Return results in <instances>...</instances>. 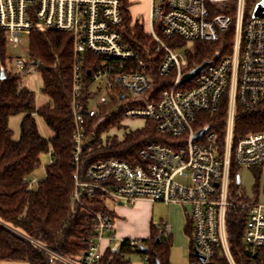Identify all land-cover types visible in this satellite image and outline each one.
<instances>
[{
  "label": "built area",
  "instance_id": "1",
  "mask_svg": "<svg viewBox=\"0 0 264 264\" xmlns=\"http://www.w3.org/2000/svg\"><path fill=\"white\" fill-rule=\"evenodd\" d=\"M258 4L264 7V0H254L251 6L247 0H150L148 35L155 42L153 52H162L157 72L169 78L155 96L148 95L151 76L134 71L142 64L139 55L123 43L121 0H0V28L6 32L8 46L17 48L24 42L22 34L33 28L55 29L72 38L69 106L75 171L71 199L88 213L95 236L77 258L29 240L31 244L63 264H96L107 249L115 247L117 252L126 240L130 252L141 255L147 264L138 239H116L114 217L83 202L98 197L130 207L141 199L188 207L193 248L204 257L202 262L193 255L190 264H209L215 248L228 264H235L227 239L229 208L244 213L243 243L252 250L264 248V202L258 200V193L254 200L246 199L237 186L239 167L264 168V130L249 132L237 141L233 138L237 106L250 110L264 104V16L255 15ZM230 29L231 51L207 60L200 72L181 84L183 76L197 67L187 68L184 46L166 41L216 42ZM10 70L27 76L36 65L15 57ZM225 95L224 141L219 150L215 132L203 124L199 113L214 114ZM116 113L121 115L119 125L102 132L94 145L97 126ZM126 121H141L143 127L129 128ZM147 121L155 123L159 134L176 140L141 148L134 165L107 158L91 163L80 175L81 153L104 147L111 138L121 142ZM201 129L207 132L195 141ZM55 159L52 154L50 164ZM38 182L27 178L25 184L35 190ZM156 229L163 237L171 235L167 223L157 224ZM103 239L108 241L105 249Z\"/></svg>",
  "mask_w": 264,
  "mask_h": 264
},
{
  "label": "trees",
  "instance_id": "2",
  "mask_svg": "<svg viewBox=\"0 0 264 264\" xmlns=\"http://www.w3.org/2000/svg\"><path fill=\"white\" fill-rule=\"evenodd\" d=\"M254 0H247L251 6ZM128 0H121L124 17L123 43L137 53L142 61L134 67L135 72L148 73L153 82L148 95L157 96L166 87L169 78L159 76L157 68L162 52H153L155 42L145 32L142 22L133 19L128 10ZM29 59L36 62L42 88L48 103L35 107V94L22 86L25 76L12 72V57L8 53L6 32L0 28V261L26 262L27 264H63L29 242L33 240L68 258L84 254L95 233L91 219L80 206L72 202L74 188L72 118L70 101V70L72 38L55 29L33 28L28 32ZM170 46H186L188 69L198 67L209 59H220L232 49L231 29L221 34L216 42L187 43L167 40ZM91 59V55L87 54ZM88 71V69H85ZM85 71V72H86ZM3 76V77H2ZM227 96L222 98L217 111L199 113L200 120L215 132L216 146L220 150L224 141V122ZM35 115L43 119L53 133L50 139L42 137L37 129ZM21 116L19 138L13 140L9 128L12 117ZM120 113L111 114L94 131V145L99 135L108 128L118 126ZM90 126L93 122H90ZM197 128H201L200 126ZM264 130V104L245 110L237 106L234 122V141L249 132ZM175 138L161 135L152 121L144 128L125 135L123 141L107 140V145L80 155L79 170L107 158L123 159L131 164L137 162L138 151L148 144H170ZM51 148L55 161L45 166V177L35 190H28L25 181L40 166V157ZM235 171L232 168V173ZM89 208L111 217L114 213L107 201L100 198L83 200ZM227 239L235 264H264V248L250 249L243 243L244 213L229 208L226 213ZM185 232L191 236L190 261L194 260L191 222L187 221ZM148 249L147 264H169L170 236L163 237L151 225L150 236L139 240ZM131 254L126 240L119 251L107 249L96 264H131ZM145 254V253H140ZM141 256V255H140ZM209 264H228L218 248Z\"/></svg>",
  "mask_w": 264,
  "mask_h": 264
},
{
  "label": "rangeland",
  "instance_id": "3",
  "mask_svg": "<svg viewBox=\"0 0 264 264\" xmlns=\"http://www.w3.org/2000/svg\"><path fill=\"white\" fill-rule=\"evenodd\" d=\"M148 0H133L130 1L129 6L135 5L136 3L140 8L145 6L147 8ZM135 13L134 9L131 7L130 14L133 18L143 23L145 32L150 30V26L147 21L146 12H142L139 9ZM24 42L17 48H12L8 46V53L14 59L15 57H20L23 60L29 59L28 49V35L26 33L22 34ZM188 47H183V51L187 50ZM12 62V61H11ZM12 63H10L11 66ZM22 86L31 90L35 94V107L39 109L44 104L48 103V99L41 93L42 81L38 71H34L32 74L27 75L23 78ZM95 89V88H94ZM94 104V99L90 101V105ZM213 115V114H212ZM211 115V116H212ZM21 116H15L9 120V128L13 132V140L19 138V124L21 122ZM35 121L37 129L42 137L45 139H50L53 133L45 125L43 119L35 115ZM125 125L129 128H141L143 123L141 121H126ZM108 128L106 131H108ZM53 151L51 148L48 149L40 157V166L29 176V180L35 179L36 181H41L45 177V166L50 164ZM240 182L237 184L238 189H241L244 196L248 200H254L255 194L258 193V200L264 202V168H248L246 166H241L237 170ZM181 183H187V180L177 179ZM37 183L35 184V186ZM114 202L107 201V207L109 208ZM135 205V204H134ZM152 223H168L171 226V245H170V255L169 264H190V253H191V236L185 232L186 222L189 221L188 217V207L170 204L166 205L161 202H156L154 205V213ZM146 234L141 238H145ZM134 239V238H132ZM115 244V243H114ZM112 243L111 246H114ZM127 259L131 264H144L141 256L136 253H131L127 255Z\"/></svg>",
  "mask_w": 264,
  "mask_h": 264
},
{
  "label": "crops",
  "instance_id": "4",
  "mask_svg": "<svg viewBox=\"0 0 264 264\" xmlns=\"http://www.w3.org/2000/svg\"><path fill=\"white\" fill-rule=\"evenodd\" d=\"M130 1L128 0L129 4ZM131 7L134 9L135 13L140 11L146 12L147 21L150 11V0L147 2V8L143 6L142 8L136 3L135 5H130L128 10L130 12ZM131 15V14H130ZM133 18V17H132ZM135 19V18H133ZM156 202L151 203L148 200L141 199L138 200L134 206L121 205L120 203H114L111 211L114 213V235L116 239H147L150 236V227L153 225L156 228L157 224L152 223L154 205ZM159 224V223H158ZM168 224V223H167ZM171 228V226H170ZM172 229V228H171ZM146 234L145 238H141ZM108 246V241L103 239L101 241L102 249ZM0 264H27L26 262H12V261H0Z\"/></svg>",
  "mask_w": 264,
  "mask_h": 264
},
{
  "label": "water",
  "instance_id": "5",
  "mask_svg": "<svg viewBox=\"0 0 264 264\" xmlns=\"http://www.w3.org/2000/svg\"><path fill=\"white\" fill-rule=\"evenodd\" d=\"M255 15L264 16V7H262L261 4H258V6L255 10ZM34 64L36 65V62ZM204 65H205V63H203L201 66L197 67L196 69L192 70L190 73L184 75L183 78L181 79V84L190 80L191 78H193L198 72H200L202 70ZM206 132H207V129L199 130L197 133H195L194 140L196 141L197 139L201 138L203 136V134H205ZM237 182H239V180H237ZM120 204L122 205V203H120ZM140 248L144 253L148 252V249L146 247H144L143 245H141ZM113 250H115V247L113 248ZM193 255L196 258H198L200 261H202V262L204 261V257L197 251L196 248H193ZM156 264H159V263H156Z\"/></svg>",
  "mask_w": 264,
  "mask_h": 264
}]
</instances>
